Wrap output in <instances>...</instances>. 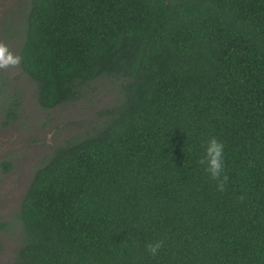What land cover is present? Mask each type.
<instances>
[{
  "label": "trees",
  "instance_id": "1",
  "mask_svg": "<svg viewBox=\"0 0 264 264\" xmlns=\"http://www.w3.org/2000/svg\"><path fill=\"white\" fill-rule=\"evenodd\" d=\"M24 6L19 68L38 106L104 78L118 98L34 170L13 264H264V0ZM212 137L224 192L198 163Z\"/></svg>",
  "mask_w": 264,
  "mask_h": 264
},
{
  "label": "rangeland",
  "instance_id": "2",
  "mask_svg": "<svg viewBox=\"0 0 264 264\" xmlns=\"http://www.w3.org/2000/svg\"><path fill=\"white\" fill-rule=\"evenodd\" d=\"M24 3L0 0V42L16 54L24 25ZM117 98L114 81L104 78L90 83L79 100L44 109L35 102L33 82L19 67L0 70V264H13L21 245L22 229L15 215L34 170L55 146L89 132L102 110ZM7 100L14 103L13 119L3 111ZM3 162L9 163L8 170H4Z\"/></svg>",
  "mask_w": 264,
  "mask_h": 264
},
{
  "label": "clouds",
  "instance_id": "3",
  "mask_svg": "<svg viewBox=\"0 0 264 264\" xmlns=\"http://www.w3.org/2000/svg\"><path fill=\"white\" fill-rule=\"evenodd\" d=\"M22 60V56L14 53L4 42H0V70L18 68ZM202 146L204 147V154L199 159L198 163L205 166V171L216 181L217 190L224 192L228 181V176L224 172V145L218 139L212 137ZM240 199H243V197ZM163 245V240H157L147 244L146 248L147 251L155 257Z\"/></svg>",
  "mask_w": 264,
  "mask_h": 264
}]
</instances>
